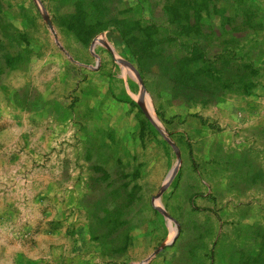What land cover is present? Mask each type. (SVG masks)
Returning a JSON list of instances; mask_svg holds the SVG:
<instances>
[{
    "label": "rangeland",
    "instance_id": "obj_1",
    "mask_svg": "<svg viewBox=\"0 0 264 264\" xmlns=\"http://www.w3.org/2000/svg\"><path fill=\"white\" fill-rule=\"evenodd\" d=\"M76 1L0 0V264H264V0H122L148 57L165 5L195 23L177 47L238 38L259 86L211 105L172 98Z\"/></svg>",
    "mask_w": 264,
    "mask_h": 264
},
{
    "label": "trees",
    "instance_id": "obj_2",
    "mask_svg": "<svg viewBox=\"0 0 264 264\" xmlns=\"http://www.w3.org/2000/svg\"><path fill=\"white\" fill-rule=\"evenodd\" d=\"M121 3L122 0H77L75 9L86 16L87 8L90 9L88 16L95 22L91 26L93 31L116 27L122 40L134 54L141 72L146 74L152 67H156V82L168 90L176 101L184 104L211 105L217 103L224 91L247 94L259 86L258 69L252 62L233 61L236 54L232 48L238 44L236 37H232L228 53L208 49L198 42L189 49L177 47L171 36L176 35V32H185L195 26V23L177 22L172 6L165 5L161 8V12L167 15L169 34L165 33L168 31L166 28H163L161 33H156L157 25L151 17V26L147 29L151 28L155 36L147 37L145 41L153 43L152 53L149 52V57L148 51L144 55L136 53V39L128 31V22L117 19ZM207 22L210 24L211 21Z\"/></svg>",
    "mask_w": 264,
    "mask_h": 264
},
{
    "label": "water",
    "instance_id": "obj_3",
    "mask_svg": "<svg viewBox=\"0 0 264 264\" xmlns=\"http://www.w3.org/2000/svg\"><path fill=\"white\" fill-rule=\"evenodd\" d=\"M47 25H48V27H49V29L51 30V32L53 33V28H52V26H51V24H50V22L49 21H47ZM96 42H94L93 44H95ZM137 75V74H136ZM138 77V76H137ZM172 174L173 173H171L170 175H169V177H168V180L167 181H169V179H170V177L172 176ZM164 247V246H163ZM144 264V263H143Z\"/></svg>",
    "mask_w": 264,
    "mask_h": 264
},
{
    "label": "bare ground",
    "instance_id": "obj_4",
    "mask_svg": "<svg viewBox=\"0 0 264 264\" xmlns=\"http://www.w3.org/2000/svg\"><path fill=\"white\" fill-rule=\"evenodd\" d=\"M151 109V108H150ZM152 111V110H151ZM153 119V121L156 123V125H158L161 128V125L159 124V122L155 119L154 115L151 116Z\"/></svg>",
    "mask_w": 264,
    "mask_h": 264
}]
</instances>
